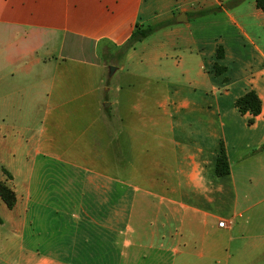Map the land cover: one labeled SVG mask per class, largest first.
Returning a JSON list of instances; mask_svg holds the SVG:
<instances>
[{
	"label": "crops",
	"instance_id": "1",
	"mask_svg": "<svg viewBox=\"0 0 264 264\" xmlns=\"http://www.w3.org/2000/svg\"><path fill=\"white\" fill-rule=\"evenodd\" d=\"M0 183V264H264L256 0H0Z\"/></svg>",
	"mask_w": 264,
	"mask_h": 264
},
{
	"label": "trees",
	"instance_id": "2",
	"mask_svg": "<svg viewBox=\"0 0 264 264\" xmlns=\"http://www.w3.org/2000/svg\"><path fill=\"white\" fill-rule=\"evenodd\" d=\"M256 5L264 12V0H256ZM167 22H160L156 24L142 25L139 23L135 24L133 31L131 32L129 38L125 43L120 47L122 53L127 49L133 47L137 42L142 41L147 36L152 34L159 27L166 25ZM222 58V50L219 47L217 49L216 59ZM213 70L217 74L224 72L225 67L218 65L216 62L213 65ZM235 105L241 113L249 111L252 115H257L261 110V102L253 90L246 91L242 96L236 99ZM215 172L217 175H225L229 172L228 162L226 155L221 151L216 158L215 163ZM0 197L6 203L8 207H12L14 203V194L13 192L3 183H0Z\"/></svg>",
	"mask_w": 264,
	"mask_h": 264
},
{
	"label": "rangeland",
	"instance_id": "3",
	"mask_svg": "<svg viewBox=\"0 0 264 264\" xmlns=\"http://www.w3.org/2000/svg\"><path fill=\"white\" fill-rule=\"evenodd\" d=\"M157 39L155 33L154 35H152L150 37V39H148V41H146V43H153L155 42ZM102 53L100 54L102 57H105L104 59L106 60L107 63H109L110 61L111 62H115L117 65L124 61V58L122 57L123 56V53H122V49L118 48H110V47H102ZM122 57V59H121ZM109 66H113L115 67L114 65L112 64H109ZM106 74L108 76L109 74V70L108 68L106 69ZM107 82L109 83V85L111 86H120V85H123V83H125V75L124 73H121V72H115V74H111L110 76L107 77ZM120 94V93H119ZM109 96V99H114L115 97V92L113 90H111L108 94ZM41 121H43V117H38V126H40V123ZM40 151H45V150H41ZM34 150L33 148L30 149V148H27V149H24V150H21V155L22 156H29L30 158L34 157ZM38 160L40 159H44L45 158V155L44 154H39L37 157H36Z\"/></svg>",
	"mask_w": 264,
	"mask_h": 264
},
{
	"label": "water",
	"instance_id": "4",
	"mask_svg": "<svg viewBox=\"0 0 264 264\" xmlns=\"http://www.w3.org/2000/svg\"><path fill=\"white\" fill-rule=\"evenodd\" d=\"M181 17L183 18V20H181ZM176 21L178 22V23H181V22H185V15H184V13H181L180 14V17H178L177 19H176ZM108 70H109V76L114 72V70H115V67H113V66H109L108 67Z\"/></svg>",
	"mask_w": 264,
	"mask_h": 264
},
{
	"label": "built area",
	"instance_id": "5",
	"mask_svg": "<svg viewBox=\"0 0 264 264\" xmlns=\"http://www.w3.org/2000/svg\"><path fill=\"white\" fill-rule=\"evenodd\" d=\"M224 224H225V221H224V220L218 222V226H219V227H222Z\"/></svg>",
	"mask_w": 264,
	"mask_h": 264
}]
</instances>
